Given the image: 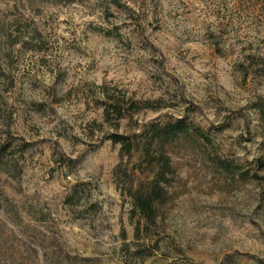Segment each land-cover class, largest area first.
I'll use <instances>...</instances> for the list:
<instances>
[{"label": "rangeland", "instance_id": "rangeland-1", "mask_svg": "<svg viewBox=\"0 0 264 264\" xmlns=\"http://www.w3.org/2000/svg\"><path fill=\"white\" fill-rule=\"evenodd\" d=\"M0 264H264V0H0Z\"/></svg>", "mask_w": 264, "mask_h": 264}, {"label": "trees", "instance_id": "trees-1", "mask_svg": "<svg viewBox=\"0 0 264 264\" xmlns=\"http://www.w3.org/2000/svg\"><path fill=\"white\" fill-rule=\"evenodd\" d=\"M169 132L173 133L172 131H169ZM115 142H119V141L115 140ZM142 209H143L144 212L146 211V213H147V212L151 209V204H150V202H149V204H147V205H145V203H143V204H142Z\"/></svg>", "mask_w": 264, "mask_h": 264}]
</instances>
